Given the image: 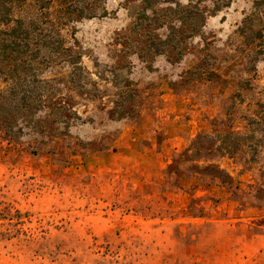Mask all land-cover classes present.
Listing matches in <instances>:
<instances>
[{
	"label": "rangeland",
	"instance_id": "obj_1",
	"mask_svg": "<svg viewBox=\"0 0 264 264\" xmlns=\"http://www.w3.org/2000/svg\"><path fill=\"white\" fill-rule=\"evenodd\" d=\"M82 1L62 29L82 69L41 56L26 104L0 75V264H264V10L163 0L205 21L151 55L142 0Z\"/></svg>",
	"mask_w": 264,
	"mask_h": 264
},
{
	"label": "trees",
	"instance_id": "obj_2",
	"mask_svg": "<svg viewBox=\"0 0 264 264\" xmlns=\"http://www.w3.org/2000/svg\"><path fill=\"white\" fill-rule=\"evenodd\" d=\"M40 1L45 3L44 6L41 5L42 9L47 10L46 13H41L42 20L39 16L35 18L16 16V10L22 9L27 0H0V75L4 76V80L7 82L12 99L24 104L34 98L31 97V85L41 81L38 80L40 66L43 64L41 56L46 61L49 59V64L67 62L74 70L82 69L80 66L81 57L72 54V50L65 48L67 39L62 34V29L66 26L65 21L74 20V15L84 16V11L79 5L84 6L86 2L58 0L60 16L54 21L49 12L50 7L46 5L50 3L46 0ZM102 1L105 0H88L87 6ZM230 1L216 0V10H219L220 6L228 5ZM159 5H165V8L160 10L158 9ZM254 6L257 13L261 12L264 10V0L255 1ZM192 7L183 8L176 1L142 0V8L136 17V31L144 32L146 37V46L141 50L147 51L151 55H166L168 51L175 55H181V46L190 37L185 31L178 29V24L185 20L192 21L188 28L196 33L198 26H202L197 22L202 18L205 21L202 12L197 8H195L197 11H193ZM196 20L198 21L195 22ZM249 21H251V17L248 16L244 23ZM182 24L186 25V23ZM241 32L245 35L243 30ZM262 39H264V29H259L254 40ZM66 51H69L70 54L65 58ZM2 130L3 127L0 124V132ZM226 138L232 141L230 142L232 145L224 142V146L220 145V149L224 148L226 153L232 154L240 145L239 137L228 135ZM16 213V215H9L8 219L7 214L5 217L3 216L8 220L10 226L20 225L24 222L20 217L21 214L18 211ZM1 218L0 226H3ZM13 220L16 221L13 222Z\"/></svg>",
	"mask_w": 264,
	"mask_h": 264
}]
</instances>
